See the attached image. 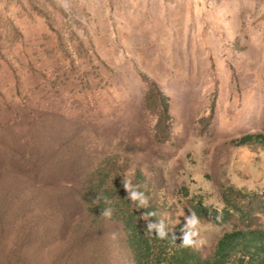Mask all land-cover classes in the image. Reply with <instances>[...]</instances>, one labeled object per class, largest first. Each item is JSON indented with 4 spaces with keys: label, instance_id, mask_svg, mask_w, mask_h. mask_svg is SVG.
<instances>
[{
    "label": "rangeland",
    "instance_id": "obj_1",
    "mask_svg": "<svg viewBox=\"0 0 264 264\" xmlns=\"http://www.w3.org/2000/svg\"><path fill=\"white\" fill-rule=\"evenodd\" d=\"M255 134L264 0H0V211L21 208L0 264L9 250L16 264H133L121 222L77 179L98 181L113 160L106 208L136 207L139 188L208 258L223 233L247 227L196 219L189 198L220 209L233 187L263 201L264 145L241 142ZM250 227L264 233V212Z\"/></svg>",
    "mask_w": 264,
    "mask_h": 264
},
{
    "label": "trees",
    "instance_id": "obj_2",
    "mask_svg": "<svg viewBox=\"0 0 264 264\" xmlns=\"http://www.w3.org/2000/svg\"><path fill=\"white\" fill-rule=\"evenodd\" d=\"M165 113L166 108L164 107L162 108V114L165 115ZM241 142L245 144L256 142L264 145V135H246L241 139ZM118 169H120V166L116 161H107L106 173L104 174L98 171L95 174L96 178L98 175L100 177L98 181L94 178L82 180L80 178L81 176H78L77 179L81 182L80 188L83 195H85V192L88 195L87 197L92 200L100 197L97 209L104 210L108 205L114 204V190L112 191L109 185L105 187L103 185L107 183L109 176L114 177L113 180H115ZM51 179L53 178L51 177ZM21 181L22 178L20 177L19 183ZM135 191L137 195L141 194L139 188H136ZM179 192L182 196L189 198L190 193L188 188L183 186ZM250 195L251 193L242 189L228 187L222 193L224 206L220 209L206 204L201 196L191 195L187 210V214L190 216L196 219L208 218L216 226L225 225L232 217L236 216L239 222L245 224L247 227L245 230L236 229L223 233L216 242L214 252L208 258L200 257L192 247L183 246V237L186 234L178 233V228L170 231V228H167L161 220V213L158 211V206L151 199L147 198L146 195H143L145 199L144 207H150L154 215H149L146 220L138 216L139 210L137 209L143 206L138 207L141 204V200L137 199L133 203L137 205L136 207L131 208L130 204H128L129 201H124L122 202L124 207L120 206V209L111 208L115 210H113L115 214L110 219L121 222L126 237L123 245L133 264H264V233L250 227V221L253 219L254 214L264 212V199L258 203ZM6 206L7 203H2L0 211V236L3 238L2 244L10 242L11 240V238L8 240V234H6L5 229H8L11 223L12 228L15 229V219L11 216L12 211L17 213L18 210H21V208L19 209L18 200L14 202V205L8 212L4 210ZM149 224L154 226L151 232L148 230ZM157 228L166 233V239H160L156 235ZM181 231L183 232L182 229ZM174 236L176 237L175 240L173 238ZM17 239H19L18 235ZM13 243L16 245L14 246L16 250L21 249L23 245L22 240L17 241L14 239ZM3 247V249L8 248L7 244H4ZM9 251L7 252L8 263L16 264L19 261L17 258L18 251L15 253ZM0 256L2 257L1 253Z\"/></svg>",
    "mask_w": 264,
    "mask_h": 264
},
{
    "label": "clouds",
    "instance_id": "obj_3",
    "mask_svg": "<svg viewBox=\"0 0 264 264\" xmlns=\"http://www.w3.org/2000/svg\"><path fill=\"white\" fill-rule=\"evenodd\" d=\"M125 189H126V190L128 189V183H125ZM130 199H131L132 201H135V200H137V199H140V200H141V204H140L138 207H140V206H144V205H145V199L143 198V194H142V193L139 194V195H137L136 193H133V194L131 195ZM99 200H100V197H96V198L94 199V203L98 204V203H99ZM112 212H113V210H112L111 208H106V209L103 210L102 215H103L105 218H111V216H112ZM148 215H154V213H149V214H147L146 216H148ZM153 227H154L153 225L149 224V225H148V230L151 232V229H152ZM156 235H157L160 239H166V238H167L166 233H165L163 230L159 229V228H157ZM193 235H196V233H193ZM173 238H174V240L176 239L175 236H174ZM182 244H183V246H185V247H191V246H193V241H192L187 235H185V236L183 237V242H182Z\"/></svg>",
    "mask_w": 264,
    "mask_h": 264
}]
</instances>
